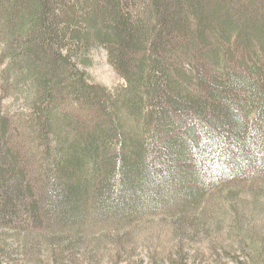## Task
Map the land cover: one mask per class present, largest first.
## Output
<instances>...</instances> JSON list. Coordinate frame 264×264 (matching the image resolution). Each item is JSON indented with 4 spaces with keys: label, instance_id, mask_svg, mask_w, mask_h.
I'll return each mask as SVG.
<instances>
[{
    "label": "trees",
    "instance_id": "trees-1",
    "mask_svg": "<svg viewBox=\"0 0 264 264\" xmlns=\"http://www.w3.org/2000/svg\"><path fill=\"white\" fill-rule=\"evenodd\" d=\"M101 47L114 89L81 68ZM263 58L264 0H0V93L21 87L34 110L0 104V211L31 190L25 160L46 211L79 225L194 208L264 168Z\"/></svg>",
    "mask_w": 264,
    "mask_h": 264
},
{
    "label": "rangeland",
    "instance_id": "rangeland-1",
    "mask_svg": "<svg viewBox=\"0 0 264 264\" xmlns=\"http://www.w3.org/2000/svg\"><path fill=\"white\" fill-rule=\"evenodd\" d=\"M89 60L81 68L93 82L109 89L124 83L104 48ZM24 92L2 88L0 104L8 117L33 116ZM86 110L72 113L76 123L93 113ZM250 112L255 118L258 111ZM21 147L25 160L30 150ZM24 168L31 190H21L11 198L13 208L0 211V264H264V168L211 187L194 208L143 209L105 218L89 210L80 225L58 221L46 211L34 162L25 160Z\"/></svg>",
    "mask_w": 264,
    "mask_h": 264
}]
</instances>
